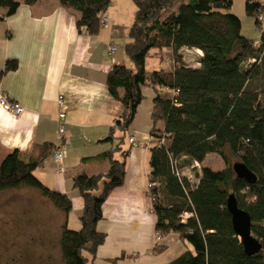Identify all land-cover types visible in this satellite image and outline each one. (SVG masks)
<instances>
[{
  "label": "trees",
  "instance_id": "16d2710c",
  "mask_svg": "<svg viewBox=\"0 0 264 264\" xmlns=\"http://www.w3.org/2000/svg\"><path fill=\"white\" fill-rule=\"evenodd\" d=\"M38 1L0 0V10L7 18L20 5L32 6ZM58 2L76 13L79 33L96 36L103 29L99 20L107 18L111 0ZM175 3L179 4L173 9ZM133 5L135 13L123 47L132 66H113L105 80L108 94L122 108L103 139H116V146L103 154L109 159L103 175L81 173L72 178L83 209L77 231L69 230L65 223L60 228L63 264H87L85 254L93 256L104 243L105 236L96 225L107 197L123 183L127 153L122 152V145L144 99V88L154 94L147 195L156 218L155 233L161 239L175 234L190 248L168 264H264V27L259 20L264 16V4L244 0L245 16L255 20L261 33L258 45L241 36V22L230 13L233 0H133ZM184 49L201 53L198 68L182 65L179 53ZM164 50L168 66L147 73L146 60L158 55L162 61ZM16 69V61H6L0 79ZM56 149L43 145L26 162L17 151L8 154L0 163V194L35 190L67 218L72 210L68 197L46 188L33 175ZM112 152L122 153L121 160L112 159ZM210 155H217L225 168L201 167L193 187L178 175L185 167H199ZM232 159L256 176L254 184L236 178ZM102 179V191L96 196L92 193ZM230 195L250 217L251 236L261 246L253 256L245 253L233 230L226 208ZM161 252L162 248L153 251Z\"/></svg>",
  "mask_w": 264,
  "mask_h": 264
},
{
  "label": "crops",
  "instance_id": "0c3cea01",
  "mask_svg": "<svg viewBox=\"0 0 264 264\" xmlns=\"http://www.w3.org/2000/svg\"><path fill=\"white\" fill-rule=\"evenodd\" d=\"M128 2L134 6L133 0ZM107 14L108 10V28L100 29L96 36H88L77 31L76 13L62 8L58 0L20 5L7 18L0 10V70L8 60L17 62V69L0 79V94L23 109L16 119L0 109V163L13 151L26 162L35 158L43 145L65 146L63 174L56 173L53 153L33 172L43 186L70 200L71 213L67 218L60 216L61 226L68 225L72 215L78 222L83 209V199L73 189L72 178L81 173L103 175L109 166V159L103 154L116 146V139L103 142L122 113L120 104L108 94L105 80L113 66H126L114 41L121 37L125 45L128 29L122 34L118 20ZM236 16L240 20L246 17L244 8ZM108 47H115L116 51L109 54ZM167 53L163 51L162 61L158 55L154 56L155 65L164 68ZM143 95L122 145V152L127 153L123 183L107 197L102 219L96 225L105 240L93 256L85 254L87 264H168L190 249L175 234L163 237L158 244L155 242L156 218L147 195L154 94L145 90ZM59 96L65 106L63 137L58 136ZM157 127L162 128V124ZM130 135L135 137L137 147L129 145ZM111 157L119 161L122 153L112 152ZM103 184L102 179L92 194L99 195ZM155 248H162V252L154 254Z\"/></svg>",
  "mask_w": 264,
  "mask_h": 264
},
{
  "label": "rangeland",
  "instance_id": "374dc122",
  "mask_svg": "<svg viewBox=\"0 0 264 264\" xmlns=\"http://www.w3.org/2000/svg\"><path fill=\"white\" fill-rule=\"evenodd\" d=\"M264 4V0H259ZM179 3L172 7L176 9ZM243 0H233L230 13L235 15L243 11ZM135 7L128 0H111L108 14L117 19V24L121 26L120 32L125 33L132 24ZM239 20L240 18L236 16ZM241 36L253 41L256 45L260 42V31L256 29L255 20L242 17ZM130 23V24H129ZM264 27V20H261ZM125 39L118 37L114 41L119 54L125 58L126 68H131V64L126 58L123 47ZM115 48V47H114ZM116 49V48H115ZM116 51V50H115ZM187 59L194 60L196 55L186 54ZM156 60L149 57L146 60V72L158 70L155 65ZM166 63V62H165ZM168 63L166 66L167 67ZM145 90H151L144 88ZM230 160V164H234ZM201 167L209 168L212 171H221L225 168L223 161L217 155L208 156L202 165L191 169L185 167L181 175L191 178L192 187L196 185L197 174ZM35 190H18L0 194V264H63L59 252V234L61 217L44 199L39 197ZM76 216H70L68 229L77 231L79 225ZM21 256L20 261L13 263V259Z\"/></svg>",
  "mask_w": 264,
  "mask_h": 264
},
{
  "label": "built area",
  "instance_id": "2783aa9c",
  "mask_svg": "<svg viewBox=\"0 0 264 264\" xmlns=\"http://www.w3.org/2000/svg\"><path fill=\"white\" fill-rule=\"evenodd\" d=\"M259 20L261 21L262 18H260ZM99 25H100V28L107 29L108 28V19L104 16L100 17ZM84 31H85V28L82 29V32H84ZM114 52H115V48L108 47V53L109 54H112ZM186 54L196 55L195 56L196 58L194 60H189L186 58V56H185ZM179 56H180L182 65L186 68L195 69V68H198L200 66L198 58L201 56V53L199 51L184 49V50L180 51ZM56 103H57V106L59 109L58 120H59V124H60V126H59L60 128L58 130V136L63 137L64 129H63V126L61 124L65 118V113H64V107L65 106H64L63 98L61 96H59L57 98ZM0 109L4 113L8 114V116L12 119H16L23 114V109L17 103L10 102L4 94H0ZM128 143L133 148L138 146V144L135 141V137L133 135H130L128 137ZM64 149H65V146L63 144L59 145V147L55 150V152L53 153V156H52L53 161L55 162V164L57 166L56 173L58 175H61L64 173V171L61 167V164L64 160ZM197 167H198V165L194 164V166L190 167V168L194 169ZM178 175H180L183 178H186L189 181V183L192 185V181H191L190 177L185 176L183 174L181 175V172L178 173ZM160 241H161V237L156 234L155 235L156 244H158Z\"/></svg>",
  "mask_w": 264,
  "mask_h": 264
},
{
  "label": "water",
  "instance_id": "95a60500",
  "mask_svg": "<svg viewBox=\"0 0 264 264\" xmlns=\"http://www.w3.org/2000/svg\"><path fill=\"white\" fill-rule=\"evenodd\" d=\"M231 170L237 179L244 180L248 184H254L257 180L256 176L241 163L232 164ZM226 208L231 215V224L233 230L242 243L245 253L248 256L257 254L260 251L261 246L251 236V221L248 214L238 208L233 195L228 197Z\"/></svg>",
  "mask_w": 264,
  "mask_h": 264
},
{
  "label": "flooded vegetation",
  "instance_id": "af4514ba",
  "mask_svg": "<svg viewBox=\"0 0 264 264\" xmlns=\"http://www.w3.org/2000/svg\"><path fill=\"white\" fill-rule=\"evenodd\" d=\"M22 257L21 256H18L16 259L14 258L13 259V263H17V262H19L20 260L19 259H21Z\"/></svg>",
  "mask_w": 264,
  "mask_h": 264
}]
</instances>
